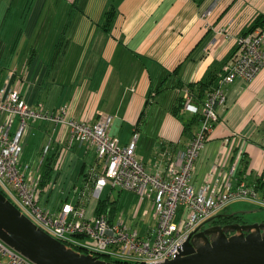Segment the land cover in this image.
I'll list each match as a JSON object with an SVG mask.
<instances>
[{"label":"crops","instance_id":"crops-1","mask_svg":"<svg viewBox=\"0 0 264 264\" xmlns=\"http://www.w3.org/2000/svg\"><path fill=\"white\" fill-rule=\"evenodd\" d=\"M112 8L115 20L105 29ZM13 10L18 17L13 37L0 35V58L11 59L8 68L0 66V84L14 72L8 85L17 88L29 106L50 111L67 106L71 117L90 122L106 115L102 112L112 114V134L127 144L138 131L137 156L155 172L166 165L165 153L183 150L200 127L196 121L186 129L181 117L171 112L176 84L200 82L210 70L219 74L238 37L262 22L264 0H0V25ZM163 85L169 88L156 93ZM226 94V104L218 107L219 120L197 160L193 183L203 186L214 164L226 168L225 173L236 165L233 185L240 180L255 184L259 202H248L261 209L264 68L250 83L237 79ZM181 115L186 120L194 117L187 110ZM151 121L160 122L156 130L149 126ZM38 133L44 142L35 156L38 165L46 141H52L40 169L45 173L50 163L52 167L61 163L57 172L52 171L59 184L48 196L54 209L66 195L74 199L72 187L88 181L86 173L98 157L93 148L79 143L61 155L68 128L44 120L29 123L22 156L24 144ZM145 138L152 140L149 149ZM223 180L220 175L219 182ZM53 195L57 202H50ZM109 203L117 216V203ZM142 204L145 210L149 207L148 201ZM231 205L221 214H231ZM141 211L142 207L126 222L143 230Z\"/></svg>","mask_w":264,"mask_h":264},{"label":"built area","instance_id":"built-area-1","mask_svg":"<svg viewBox=\"0 0 264 264\" xmlns=\"http://www.w3.org/2000/svg\"><path fill=\"white\" fill-rule=\"evenodd\" d=\"M263 68L264 18L261 24L240 36L201 107L183 91L184 110L202 115L200 127L183 150L165 153L166 165L155 172L147 169L137 156L138 131L129 143L122 144L111 132V115L90 122L71 117L67 106L55 111L29 106L20 91L8 85L14 76L11 72L6 83L0 84V191L38 227L78 252L122 264H157L173 259L191 235L201 232L231 203L259 202L255 184L240 180L233 185L236 165L228 167L225 173L226 168L214 164L210 179L200 187L194 185L193 175L201 151L219 120L218 107L227 101V86L237 79L250 83ZM41 120L68 128L61 155L79 143L93 148L98 157L87 171L88 181L74 190V199L66 195L54 209L48 204V196L57 187V176L54 173L45 184L40 169L52 149V141L43 149L40 167L21 161L29 123ZM60 164L54 167L56 172ZM220 175L224 177L222 182ZM108 187L109 196L113 189L132 191L149 202L143 230L128 224L122 216H113L108 198L107 205L99 211ZM0 264L36 263L0 239Z\"/></svg>","mask_w":264,"mask_h":264},{"label":"water","instance_id":"water-1","mask_svg":"<svg viewBox=\"0 0 264 264\" xmlns=\"http://www.w3.org/2000/svg\"><path fill=\"white\" fill-rule=\"evenodd\" d=\"M0 239L36 264H122L68 247L38 227L1 191ZM157 264H264V222L207 228L191 235L173 259Z\"/></svg>","mask_w":264,"mask_h":264},{"label":"rangeland","instance_id":"rangeland-1","mask_svg":"<svg viewBox=\"0 0 264 264\" xmlns=\"http://www.w3.org/2000/svg\"><path fill=\"white\" fill-rule=\"evenodd\" d=\"M15 10H13L10 14H7L6 20H4L3 23L0 25V35L5 38H11L13 37V34L15 33L17 29V21L18 17L14 14ZM20 29V28H19ZM20 31V30H19ZM22 32V31H21ZM221 33H225L224 30L220 31ZM20 34V33H19ZM226 34V33H225ZM240 36L237 39V43L239 41ZM236 43V44H237ZM236 46V45H235ZM236 48V47H235ZM234 48V50H235ZM233 50V52H234ZM233 54V53H232ZM10 58H0V66L8 68V64L10 63ZM230 60V59H229ZM227 64V63H226ZM225 64V65H226ZM225 67V66H224ZM226 104V103H225ZM223 104V105H225ZM221 106V105H220ZM102 114H108L111 115L114 121V116L110 113L107 112H102ZM159 121H151L149 123V126L151 127L152 130H156ZM155 141H159V138L155 137ZM145 148L149 149L150 145L152 143L151 138H145L144 140ZM42 136L40 134H35L31 135L29 140L24 144V154L21 157V161L24 162H31V166L34 168L40 167L38 165V161L35 159L36 154L38 153L39 148L41 145L44 143ZM48 140L46 141L45 145L47 146ZM44 145V146H45ZM82 163V160L80 159L78 162V167L76 171L73 173L74 177L78 175L79 167ZM57 176V175H56ZM59 178L57 177V186L59 184ZM79 186V184L74 185L72 189H76ZM57 188V187H56ZM110 192V187L106 188L103 194V199H109L111 203H117L116 204V212L118 216H124V220L127 221L131 219L132 215L137 213V211H140V207H142V211L140 213V218L143 215L145 211V206L142 204V200L138 197V195L132 191H120L118 189H113L112 190V195L107 196V194ZM54 200L50 202H57V199H55V196L53 195ZM228 211L231 213H238V212H243L246 213L244 214L246 219L248 221L252 222H263L264 221V208L259 209L256 204L250 203L248 201H238L232 203V205L229 207Z\"/></svg>","mask_w":264,"mask_h":264},{"label":"trees","instance_id":"trees-1","mask_svg":"<svg viewBox=\"0 0 264 264\" xmlns=\"http://www.w3.org/2000/svg\"><path fill=\"white\" fill-rule=\"evenodd\" d=\"M115 9L112 8L110 9L107 14H106V19L105 22L103 24V27L105 29H109L115 20ZM264 18V17H263ZM263 21V19H262ZM262 22H260L261 24ZM256 26H254L251 30H253ZM251 30H249L248 32H250ZM247 32V33H248ZM244 33L243 35L247 34ZM225 66V65H224ZM224 66L222 71L219 74H214L212 70H210L207 75L204 77V79H202L200 82H196V83H188V84H184L181 81H179L176 84L175 87V93H176V98L174 101V104L170 107V110L172 113L178 115L181 117V119L183 120L186 129L189 127L190 124L198 121L199 124L202 121V115L199 113L194 114V117H192L190 120H186L185 117H183L181 115L182 111L184 110V104H185V96H184V90H186L192 97L194 102H198L199 105H202L207 97V95L212 91V89L215 87V85L217 84L223 70H224ZM175 75L179 74V68H177L174 71ZM166 82V80L164 81V83ZM171 87V86H170ZM173 87V86H172ZM168 87H165L163 85L162 89H155L156 93L161 92L164 89H167ZM153 93V92H152ZM157 95V94H156ZM152 96V95H151ZM54 170V166L52 167L51 163L48 165V168L46 169L44 175H45V184L48 183L52 177V171ZM87 175V173H86ZM258 188V187H257ZM106 200H102L99 203V211H101L105 206H106ZM114 209H116V206H114ZM224 215L220 214V217H223ZM225 216H227L224 220L219 221L222 222V225H224L223 223H226L228 220H238V221H243L245 220L244 214L242 213H231V214H226ZM218 218V216H217ZM217 218L212 219L211 221H215ZM210 221V222H211Z\"/></svg>","mask_w":264,"mask_h":264},{"label":"flooded vegetation","instance_id":"flooded-vegetation-1","mask_svg":"<svg viewBox=\"0 0 264 264\" xmlns=\"http://www.w3.org/2000/svg\"><path fill=\"white\" fill-rule=\"evenodd\" d=\"M224 216L223 217H215V218H217L215 221H211V222H209L207 225H206V227L203 229V230H205V229H207V228H210V227H214V226H224V225H232V224H241V225H245V224H251L252 223V221L250 222V221H248L247 219H245V220H243V221H238V220H228L226 223H223L224 225H222V222H219V221H222V220H224L227 216H225L226 214H223ZM202 230V231H203ZM234 232L233 231H229L228 232V234L229 235H232Z\"/></svg>","mask_w":264,"mask_h":264}]
</instances>
